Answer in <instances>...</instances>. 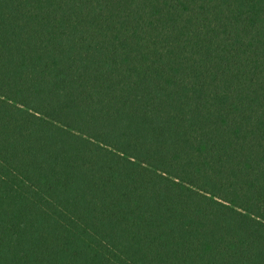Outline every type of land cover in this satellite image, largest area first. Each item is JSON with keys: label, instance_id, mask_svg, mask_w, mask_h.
<instances>
[{"label": "trees", "instance_id": "trees-1", "mask_svg": "<svg viewBox=\"0 0 264 264\" xmlns=\"http://www.w3.org/2000/svg\"><path fill=\"white\" fill-rule=\"evenodd\" d=\"M0 264H264V0H0Z\"/></svg>", "mask_w": 264, "mask_h": 264}]
</instances>
